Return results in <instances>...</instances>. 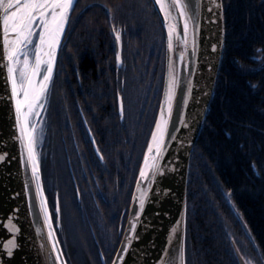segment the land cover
<instances>
[{"label":"trees","instance_id":"trees-1","mask_svg":"<svg viewBox=\"0 0 264 264\" xmlns=\"http://www.w3.org/2000/svg\"><path fill=\"white\" fill-rule=\"evenodd\" d=\"M224 8V60L191 160L187 264H264V0H224ZM165 55L153 0H76L43 110L49 137L40 146L69 264L112 263L155 128ZM75 224L84 238L80 256Z\"/></svg>","mask_w":264,"mask_h":264},{"label":"water","instance_id":"water-1","mask_svg":"<svg viewBox=\"0 0 264 264\" xmlns=\"http://www.w3.org/2000/svg\"><path fill=\"white\" fill-rule=\"evenodd\" d=\"M153 2L163 24L166 47L164 85L157 119L162 105H165L166 110L165 89L170 58L176 63L180 83L173 101L165 151L159 161L163 171L157 173L154 180L142 179L138 175L137 181H140L141 188L147 193L144 208L141 211L138 199H133L140 195L136 181L121 241L111 264L114 261L116 264H160L165 250L172 257H177L178 251L182 250L184 264H187V199L191 160L215 98L225 54L224 0H195L199 5L195 30L190 25L186 47L174 39L171 51L167 46L164 13L156 0ZM173 15L177 13L174 11ZM177 23L178 28L182 29L183 17H179ZM62 39L63 35L61 43ZM116 50L119 51L117 41ZM180 51L185 52L183 61L179 60ZM6 75V69L0 68V155L7 154L0 161V264H68L52 218L40 166L55 241L48 234L31 164L26 161V152L17 139L19 129L15 119V105L10 98L11 85ZM173 135L176 139H171ZM9 217L13 218V223L19 228V232L14 234L16 247L12 249L11 256L3 246L4 242L13 237L7 227ZM133 221L134 233L130 230ZM177 222H180L179 225ZM129 236L133 237L131 244L127 239ZM124 248H127V252L122 251ZM58 255L60 259H56ZM176 264H180L178 259Z\"/></svg>","mask_w":264,"mask_h":264},{"label":"snow or ice","instance_id":"snow-or-ice-1","mask_svg":"<svg viewBox=\"0 0 264 264\" xmlns=\"http://www.w3.org/2000/svg\"><path fill=\"white\" fill-rule=\"evenodd\" d=\"M160 10L164 13L167 22V46L171 51L174 48L173 40L181 41L185 47L190 25L195 30L198 17L199 5L195 0H156ZM75 0H0V68L6 69V80L10 81L11 99L15 105V119L19 129L22 149L26 152V161L31 164L32 176L35 179L36 192L40 199V208L43 211L45 222L48 225L49 236L55 241L51 221V213L47 207L44 196L40 173V157L37 147L43 139L42 121H33V117H39L40 110L48 101L50 83L57 59V50L61 44V37L65 32V26L69 20V14L74 9ZM177 15H173V12ZM183 17L182 29L178 28V19ZM117 42L121 41V32L115 31ZM184 51L179 52V60L183 61ZM117 61L122 62L120 52H117ZM176 63L169 59L167 83L165 89V105L161 106L159 118L155 122V128L151 133V140L147 145V151L140 168L142 179L154 180L157 173L163 169L159 161L163 158L165 151V138L168 135L169 122L173 115V101L179 86ZM190 92V89H189ZM120 112L123 114V99L120 102ZM183 123V121H181ZM171 139H176L173 135ZM98 150V149H97ZM23 154V153H22ZM7 154L0 155V161ZM151 172V177L149 173ZM137 191L140 193L138 199L141 211L144 208L146 191L141 188L137 181ZM56 211L59 212L57 206ZM180 222H177L179 225ZM12 239L3 243L9 256L12 249L16 247L15 233L19 228L9 217L7 225ZM135 232V221L131 229ZM176 229H173V233ZM132 236L128 242L131 244ZM171 241V237H170ZM55 248V243L53 244ZM127 252V248L122 249ZM56 259H60L59 255ZM123 259V257H119ZM184 264V254L178 251L177 257L169 255L165 250L160 264H176V260ZM113 264H116L114 261Z\"/></svg>","mask_w":264,"mask_h":264},{"label":"rangeland","instance_id":"rangeland-1","mask_svg":"<svg viewBox=\"0 0 264 264\" xmlns=\"http://www.w3.org/2000/svg\"><path fill=\"white\" fill-rule=\"evenodd\" d=\"M116 42V41H115ZM120 43L121 42H119V51L118 52H121V46H120ZM165 50H166V47H165ZM165 57H166V55H165ZM46 105V106H45ZM44 105V108L42 109V110H40V115H39V117H33L32 119H33V121H36V120H39V121H42V123H43V129H44V132H43V139L41 140V142L39 143V145H38V147H37V152L39 153V157H40V166L42 165V154H41V152H43V151H41V148L42 147H44V141L46 140V138H48L49 137V133H47V131H48V122H47V120L46 119H44V111L43 110H46L47 108H49L48 106H49V103H48V101H47V103ZM48 105V106H47ZM40 146H41V148H40ZM46 157V156H45ZM44 158V157H43ZM52 157L50 156V155H48V153H47V160H48V162H50L49 161V159H51ZM51 183H52V181H51ZM52 201H54V200H52ZM55 206H56V208H57V206H58V203L56 202V200H55ZM50 210H51V207H50ZM51 213H52V218H53V221H54V224H55V227H56V231H57V229H58V224L57 223H59V221H60V218H59V216H58V218H57V223H56V219L53 217L54 216V214H56V212H55V210L52 208V210H51ZM54 213V214H53ZM75 230H77L76 231V250L78 251V256H80V253L79 252H81L82 253V251H84V238H83V234H82V232L80 231V228L78 227L77 228V226H76V224H75ZM72 230V229H71ZM58 233V232H57ZM73 233V232H72ZM247 264H261L260 262H259V260H257V261H255V260H252V259H248L247 260Z\"/></svg>","mask_w":264,"mask_h":264}]
</instances>
